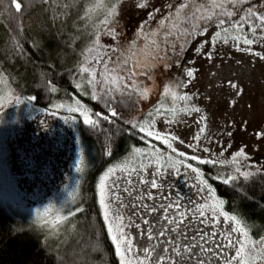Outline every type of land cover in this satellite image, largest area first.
<instances>
[{
  "label": "rangeland",
  "instance_id": "obj_1",
  "mask_svg": "<svg viewBox=\"0 0 264 264\" xmlns=\"http://www.w3.org/2000/svg\"><path fill=\"white\" fill-rule=\"evenodd\" d=\"M115 2L97 0L94 4L102 7L96 15L106 17L107 9ZM148 4L146 10L150 9L147 14L156 18L162 15L155 9H162L164 13L168 8L167 0H148ZM137 5L138 0H119L115 18L121 19L130 7ZM132 22L127 21V24ZM109 27L112 26L104 28L106 37H112L108 34ZM222 28L229 30L227 42ZM217 32L221 34L219 40L215 39ZM237 35L241 39L233 41L232 37ZM243 38L254 42L246 45ZM198 48H201L199 54L196 51ZM209 52L212 53L211 59L206 54ZM261 56H264V30L260 28L253 34L252 29L244 33L241 26L239 30L232 28V25L219 26L194 42L171 87L178 96H190L191 100L173 101L171 96L166 98L164 94L151 106V116L143 121L146 131L168 137L172 148L151 136L163 148L147 147L137 154L133 162L109 166L97 183L98 204L103 217L99 183L110 168H115V173L108 177L107 183L111 184L115 180L118 185L114 191L124 201V206L119 209L120 215L124 217L125 225L129 222L140 225L139 230L135 226L125 227L131 238L136 239L138 232L142 233L148 227L144 219L155 226L156 232L161 225L165 228L176 227L167 225L165 215L171 217L184 213L185 219L179 228L188 239L176 232L166 235L169 238L175 236L176 242L182 246L193 243L203 245L209 251L204 253L200 247H195L190 260L187 259L188 254H184L182 264H197V258L204 264H226L235 255L234 248L225 246L228 235L233 241L237 237L243 239L239 232L230 233V228L235 227L234 222L225 220L219 214L215 220L207 219L212 215L208 209H205V217L196 213V208L205 204L206 200L208 204L213 201L207 199L206 192L199 191L203 185L197 180V173L186 167L190 163L184 156L233 162L237 153L243 151L244 156L238 158L239 161L248 157H264V59ZM234 68H241L243 76L236 77L228 72ZM188 69L194 71V78L187 77ZM4 72L0 69V77H3L0 80V206L39 223L42 218L51 223L56 221L57 216H66L67 220L52 230L61 236L73 226V211L70 210L79 195V172L76 169L81 164L82 144L73 115L80 113L68 111L69 106L76 107L75 102L61 107L62 112L35 107L30 98L22 105L9 107L16 102V98L12 76ZM232 83L237 85L239 92L230 86ZM148 99L149 96L145 102ZM186 105L201 111H181ZM172 108L176 109L175 113L169 111ZM157 109H160L159 113ZM201 128L204 129L203 133L200 132ZM196 136H199L198 140ZM172 137L177 139L173 140ZM180 153H184V156ZM157 157L161 158L159 163ZM173 162H176L175 167L170 166ZM125 165L129 171L122 170L121 166ZM129 180L131 183L126 182ZM152 180H155L157 188L151 187ZM169 204L173 207L167 208ZM132 205L136 207L133 209ZM142 205L149 208L154 206L156 211L150 212ZM45 209H49L46 217L43 216ZM202 219L204 223H201ZM105 223L108 230V222ZM212 232L218 235L212 237ZM108 233L111 238L112 233ZM201 233L209 235L201 240ZM262 239L264 237L257 240ZM154 243L162 245L164 238H158ZM117 264H120L119 255ZM232 264H236V261L233 260ZM256 264L264 262L257 260Z\"/></svg>",
  "mask_w": 264,
  "mask_h": 264
},
{
  "label": "trees",
  "instance_id": "obj_2",
  "mask_svg": "<svg viewBox=\"0 0 264 264\" xmlns=\"http://www.w3.org/2000/svg\"><path fill=\"white\" fill-rule=\"evenodd\" d=\"M96 1L16 0L21 4L20 11H17L13 0H0V69L12 76L16 98V102L9 107L22 105L29 98H34L30 101L35 107L64 112L59 105L78 100L90 115L99 112L109 116V120L101 118L99 127L92 129L83 123L82 116L73 115L82 144L79 195L70 210L74 213L73 226L59 236L49 227L0 206V264L117 263L115 248L98 204L97 183L100 175L113 164L133 162L139 154L134 149L139 148L143 152L147 147L163 148L151 136H147V131L141 132L139 126H145L143 121L151 116L149 110L154 102L162 98L164 88L175 84L194 42L219 27L220 18L226 20L223 26L240 24L249 7L261 10L264 5V0L226 3L225 7L234 12L233 17L213 16L212 22L185 20L181 14L177 20L179 31L173 29L172 36H168L164 30H159L157 36L150 35L158 30L162 16L149 23L145 32L140 34L141 26L148 20L150 8L146 10L147 7L137 5L139 8L130 7L121 19L115 18L114 31L118 39H113L104 34L102 19L106 17L96 15L101 7L90 17L85 16ZM167 1L177 4V0ZM197 3L210 6L211 0H197ZM164 14L174 16L175 10L167 8ZM127 21L133 22L127 24ZM193 23L198 25L195 30L192 29ZM168 26L171 27V21ZM240 26L245 33L252 29V21ZM185 29L193 31V34L184 35ZM97 39L100 42L97 52L103 54L110 48L114 49L108 51L109 56L121 51L117 45L126 49L135 42L134 50L139 53L140 49H147L151 40H156L160 58L153 61L155 66L150 70L143 69L149 72L148 76L134 77L140 88L149 89L147 96L150 99L147 102V97L132 92L130 84L122 93L113 92L110 97L92 99L93 89L87 84V74H82L79 69L86 57L91 59L95 55L89 49L96 47L94 41ZM180 46L184 51L177 55ZM134 59L130 61V66ZM106 62L110 67L115 63L107 58ZM90 66L95 67L98 73L103 71V65L94 60ZM124 74L127 76L126 70ZM97 78L100 79L99 75ZM77 83L81 84L80 88L76 87ZM125 83L128 81L125 80ZM53 87L56 91H51ZM103 87L98 85L96 88L101 96ZM104 100H109L117 116H111ZM132 124L138 126L133 128ZM192 157L184 156V159L199 170L217 198L224 201L223 211L241 221L251 240L264 237V157H248L236 164L214 160L208 163L209 160ZM201 160L205 163H200ZM236 168H240L241 173H250V176L245 179L236 172ZM230 175L237 179L225 185L222 179Z\"/></svg>",
  "mask_w": 264,
  "mask_h": 264
},
{
  "label": "snow or ice",
  "instance_id": "obj_3",
  "mask_svg": "<svg viewBox=\"0 0 264 264\" xmlns=\"http://www.w3.org/2000/svg\"><path fill=\"white\" fill-rule=\"evenodd\" d=\"M47 2V0H45ZM244 0H211L210 6L206 5L204 3H197V0H177V4H171L168 3L167 7L169 9H174L175 14L174 16L165 15L163 13L162 9H155L157 12H161L162 18L159 19L158 22V30L153 31L150 33L151 36H157L160 34L159 30H164L168 36L174 35L173 29H176L179 31V28L177 26V20L183 15V18L185 20H191V21H208L212 22L213 16L218 17H227L232 18L234 15L233 11L228 10L225 7V4H240L243 3ZM13 3L15 5V8L17 11H20L21 4L19 2H16V0H13ZM119 3V0H116L115 3H112L110 7L107 9V15L104 21L102 23L105 26L112 25V27L108 28V34L112 35L113 39H118V36L116 35L114 31L115 26V17L117 15V4ZM138 6L141 8L149 7L148 0H138ZM97 7H102L100 4H94L92 8H89L85 16H91V14L95 11ZM219 9V12H216L215 10ZM259 12V14H257ZM157 18L153 15H150L148 17V20L145 21L144 25L141 26L140 34H143L145 30L148 27V24L152 21H155ZM252 21V31L253 34H255L257 28H260L261 30H264V5L261 6V10L253 9L252 7H249L247 9V14L245 17L241 18L240 24L248 23V21ZM171 21V27L168 26V22ZM256 21H259L257 24ZM219 25L222 27L226 20L223 18H220L218 21ZM240 24H233L232 28L239 30ZM198 27L197 24H192V29L195 30ZM222 30L225 33V42H227V36L229 35V30L222 28ZM184 35L191 36L193 34V31H189L188 29L184 30ZM221 34L219 32L216 33V40L220 39ZM147 39V36L145 37ZM233 41H238L241 39L239 35L232 37ZM187 41H185L186 43ZM254 41L252 39L243 38V43L246 45H251ZM95 48H90L89 52L93 53L95 52V55L89 59L88 57L85 58V63L80 67V72L82 74H87V84L92 86V99H103V97H110L113 92H123L125 89L129 87V84L131 85L132 92H135L138 96L146 98L149 92V89L147 88H140L137 82L135 81L134 77L136 75H144L148 76V71H143V69H151L154 67L153 61L157 58H160L159 54V45L157 44L156 40L153 39L148 44L147 49H140L139 53L135 51L136 48L135 42L132 43L131 46L124 49L121 45H117V48H120L121 51L114 55L109 56L108 51H114V49H109L108 51H105L103 54L96 51V48L100 47L99 39L94 41ZM175 48V45H173ZM250 50V49H245ZM184 48L183 46H180L179 51L177 52V55H179L180 52H183ZM197 53H201V48H198ZM211 59L212 53H206ZM118 56V58H117ZM107 60L115 61L114 65L112 67L109 66V63L106 62ZM135 58V59H134ZM261 59H264V56L260 57ZM134 62L131 63L130 61ZM95 61L98 64L103 65V71L97 72L95 67H91V61ZM127 72V76H125L124 72ZM100 77L98 79L97 77ZM187 77L194 78V71L192 69H188L186 72ZM3 77H0V80H2ZM125 80L128 81V83H125ZM191 80H189V83ZM98 85H103L104 87L101 89L103 95H99L96 91V88ZM183 86V85H181ZM232 88H236L237 92H239V89L237 88V85L232 83L230 85ZM77 88L81 87L80 83H77ZM51 91H56V89L53 87ZM164 94L165 97L171 96L173 101L175 100H182V101H190V96H178L174 91H172L171 87H165L164 88ZM34 99V98H30ZM104 103L108 105L110 108L111 116L115 117L117 116V112L114 109H111V105L109 100H104ZM76 107H68L69 112H79L80 115L83 117V123L85 125H88L92 129H96L99 127L100 119L103 120H109L108 115H102V113H89V110L85 108L83 105L80 104V101H75ZM58 107H64V105H59ZM157 113L160 112V109L156 110ZM169 111H172L175 113L176 109L172 108L169 109ZM181 111H187V112H200L201 110L199 108H188L187 105L184 109H181ZM93 116L95 118H93ZM204 117H201V120H203ZM171 122V121H170ZM137 124H132L133 128H136ZM140 131L145 132V126L141 125ZM204 129L201 128L200 132L203 133ZM147 136H155V138L162 140L165 144L168 145L169 148H172V144L169 142V138L165 136H161L159 133H153L152 131H147ZM197 140L199 139V136L195 137ZM171 139L175 140L176 137H172ZM136 153H140L141 149L137 148L134 149ZM175 152L176 150L173 149ZM207 151V149H205ZM111 152L109 151V155ZM181 156H184V153H180ZM244 156L243 151L238 152L236 155V158L233 159V164L239 163L238 158H242ZM171 159V158H169ZM192 159H198L197 157L193 156ZM161 158L157 157V162L159 163ZM200 163H205V161L201 160ZM179 163H182L180 161ZM208 163H213L212 161H208ZM171 167L176 166V162H173ZM122 170L129 171L127 166H121ZM186 167L190 168L192 172L197 173V180L203 187L199 188V191L206 192L207 199H211L213 203L208 204L207 200L205 204H201L196 208V213L200 217H205V209L210 210L212 215L210 217H206L207 219L215 220L216 215H223L225 220L232 221L235 224V227L230 228V233H237L239 232L243 239L240 237H237L235 241L232 240L231 235H228L226 237L227 239V245L226 247H232L235 249V255L226 261V264H232L233 260L236 261V264H256L257 260H260L264 262V239L252 241L250 237L248 236V232L246 231L245 227L241 225V221L237 219L234 215H229L226 212L222 211V205L224 204L223 200H219L216 198L214 194V190L207 184V181L203 180L200 176L199 170L197 168H193L192 165H186ZM82 169L80 167H77L76 171L79 172ZM116 171L115 168H110L108 172L105 174V176L101 177L100 183H99V190H100V205L104 210V219L108 222V231L112 233V241L116 246V252L117 255L120 257V264H169V261H171V264H182V261L185 259V253L188 254L187 259H191L192 255H194L193 249L195 247H200L201 251L204 253H207L209 249L205 248L203 245H197L193 243L180 245L176 242L175 236L168 237L166 233H172L176 232L179 235L185 236V239H188V237L180 230L179 225L184 222L185 214L179 213L178 216H164V220L166 221L167 225H176V227H168L165 228L164 225L160 226V229L156 232H154V225L151 224V222L147 219H144V224L147 225L142 233L138 232L136 239H133L130 237V234L125 231V227H131L135 226L138 230L140 228V225L135 224L133 225L131 222H129L128 225H125L124 217L120 215V207L124 206V201L120 199V196L114 191L118 185L116 184V181L113 180L111 184L107 183L108 177L112 174H114ZM131 171H136L135 169H132ZM236 172L240 173L245 179H247L250 176V173L243 172L241 173L240 168H236ZM131 174V172H129ZM237 179L236 176H228L227 178H223L222 182L227 185L230 182H234ZM127 183H131V181H126ZM144 183V181H141ZM151 187L157 188L158 185L156 184L155 180L151 181ZM125 191H129L126 189ZM149 196L151 194L149 193ZM139 199V198H138ZM115 206V207H114ZM146 210L150 212H155L156 208L153 206L149 208L147 205H142ZM133 209L136 207V205L131 206ZM173 205L169 204L167 208H172ZM166 210V209H165ZM218 210H220L218 212ZM49 212V209H45L43 216H47ZM74 215V213H72ZM130 219V218H129ZM67 220L66 216H57L55 222H49L42 218L41 224L42 226H47L50 228V230H54L58 228L59 223L64 222ZM201 223H204V220H201ZM209 235L207 233H201L200 239L205 240L206 236ZM212 237H216L218 234L215 232H212L210 234ZM143 238L144 243H140V238ZM158 238H164V244L157 245L156 243H152L154 240H157ZM193 240H195V237H192ZM168 245V246H165ZM174 257L173 258V255ZM197 264H204V261L199 260L197 258Z\"/></svg>",
  "mask_w": 264,
  "mask_h": 264
},
{
  "label": "flooded vegetation",
  "instance_id": "obj_4",
  "mask_svg": "<svg viewBox=\"0 0 264 264\" xmlns=\"http://www.w3.org/2000/svg\"><path fill=\"white\" fill-rule=\"evenodd\" d=\"M228 72H230L232 75H234L236 77H242L244 74L243 70L241 68L230 69ZM154 242H155V240L152 243H154ZM140 243H144V240L140 239ZM114 248H115V246H114ZM109 264H117V263H115V261H114V262H110Z\"/></svg>",
  "mask_w": 264,
  "mask_h": 264
}]
</instances>
